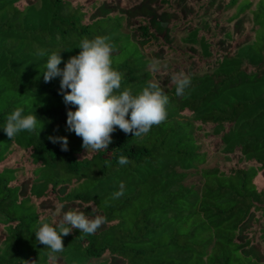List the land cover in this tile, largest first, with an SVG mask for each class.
<instances>
[{"label": "trees", "instance_id": "trees-1", "mask_svg": "<svg viewBox=\"0 0 264 264\" xmlns=\"http://www.w3.org/2000/svg\"><path fill=\"white\" fill-rule=\"evenodd\" d=\"M147 4L166 17L156 28ZM97 36L115 45L120 91L158 82L168 115L87 155L66 130L61 77L43 74L53 52L66 62ZM16 107L38 125L11 140ZM77 208L106 223L63 237L57 264H264V0H0V264H52L38 221Z\"/></svg>", "mask_w": 264, "mask_h": 264}, {"label": "clouds", "instance_id": "clouds-1", "mask_svg": "<svg viewBox=\"0 0 264 264\" xmlns=\"http://www.w3.org/2000/svg\"><path fill=\"white\" fill-rule=\"evenodd\" d=\"M78 49L79 54L69 57L66 62L62 61L60 52H53L45 65L43 80L48 83L55 77H61L63 102L75 108L74 111H67L66 130L82 139L87 155L89 150L106 151L117 128L125 134H134V138H142L153 126L166 121L169 97L158 82H149L137 94H133L131 88L120 91L122 74L113 67L115 45L111 37L97 36L91 40L85 37ZM38 55H45V52L41 50ZM61 63H64L63 68L59 67ZM158 63L153 61L151 67L156 70ZM171 83L175 85L176 96L183 97L191 85V78L180 71L172 75ZM37 125L35 114H24V108L16 107L6 116L3 131L12 140L20 132L35 131ZM48 139L53 144L59 143L61 151L69 150L67 137L50 136ZM129 162L124 155L118 158L120 165ZM119 187L120 191L113 193L115 199L124 194V184ZM60 208L63 209V205ZM92 211L95 209L92 208ZM38 223L40 226L35 231V238L49 249L48 258L52 264H57L56 254L65 249L63 237L70 235L73 229L87 235L95 234L106 223V218L102 215L90 218L77 208L64 211L61 218L52 223L45 222L43 217ZM24 264H29V261H24Z\"/></svg>", "mask_w": 264, "mask_h": 264}, {"label": "rangeland", "instance_id": "rangeland-1", "mask_svg": "<svg viewBox=\"0 0 264 264\" xmlns=\"http://www.w3.org/2000/svg\"><path fill=\"white\" fill-rule=\"evenodd\" d=\"M148 2H149V0H147ZM143 9H146L147 11V14H146V12H144V14H146L147 15V17L149 18V21H150V23H151V25L154 27V28H156V27H158L162 22H164V20H165V16H161V15H159V14H157L155 11H153V10H149V6H148V4H147V6L146 5H144L143 7H142ZM148 10H149V12H148ZM138 11H143L142 9H140V10H138Z\"/></svg>", "mask_w": 264, "mask_h": 264}]
</instances>
